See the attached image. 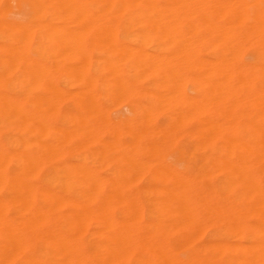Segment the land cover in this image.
<instances>
[{
    "label": "bare ground",
    "instance_id": "obj_1",
    "mask_svg": "<svg viewBox=\"0 0 264 264\" xmlns=\"http://www.w3.org/2000/svg\"><path fill=\"white\" fill-rule=\"evenodd\" d=\"M34 2L36 3L37 8L43 13L42 16H44V18H40L41 20L45 19L49 22L55 20H61V21H69L72 23H81V27H83V24L85 23L94 24L96 26L95 28H99L98 29L99 32L102 31L104 36L99 35V37H104L103 39L107 41V43L105 44L106 46L105 52L107 53V51H109L110 56H107L109 55L107 54L106 55L107 59H105V55L102 56L104 57L103 63H101V67H99V69L95 70V67H93L94 69L89 67L86 60L87 61L90 60L89 63L93 62L94 58L96 57V54L102 53L103 51H101V49L105 48V46L102 48L99 47L97 49L95 48L96 50L94 49L93 53L95 54V56L93 55L92 57L89 56L90 58L89 60L88 58H85V60L83 58L84 60L83 62H85L84 66L83 64L78 65L76 63V65L78 66L77 69H74L73 68L74 66L73 67L71 66L74 63L72 64L69 63L73 69H70L71 67L69 65L65 67V70H69V73L71 74L72 77L74 73L79 74L78 76L75 77L79 78L80 76L79 79L81 80L82 83L81 86L82 90L78 89L79 91L78 90L77 91L78 93H80L81 91L78 106L81 110H84L85 113L82 114L83 115L87 114L88 117L91 115L95 119L97 117L99 120L97 125L95 126L93 125L97 122L96 121L97 119L96 120L94 119V121L96 122L94 123V121H92L93 122L92 127H90L91 125L89 126V124L88 126L85 127V124L83 125L85 120L83 117L79 119L77 122L76 117L74 115L68 116L67 114H64L61 111H59V109L58 110L54 109L55 111H52V109H50L48 107V104L45 102L43 105L41 104L42 108L40 109L38 103V98L40 96L39 95L40 93L38 92L36 93V88H38L37 84L41 86L39 83L41 75L42 76L44 75V77L47 76L45 75L46 73L43 72H41L40 74V70L43 71V69L45 68L44 70L46 72H50L47 71L48 69L46 68L49 67L51 68V66L46 64L49 67H45V65L42 64L44 66V67L42 66L43 69L42 67H39L37 63H39L40 61L36 60L37 61L36 63V61H34L35 58L34 60H32L31 56H29L28 54V50L34 47L33 44H34L35 36L37 35L38 31L41 28L40 24L44 23V21L42 22L40 20L37 23L21 25L20 23L4 21L0 19V34L4 38V42L8 43V45L13 41L19 44V48L14 49L11 46L13 49H9L7 51L6 50L3 51L6 44L5 46H0V83L3 80L4 76L10 75L13 72L18 73L16 78L11 84V92H4L0 89V191L4 192L2 197L0 196V264H73L72 262H74V264H83L82 254L78 253L80 252L81 249L79 251H77V249L75 251L76 247L72 249V242L81 239L80 234L86 232L87 229V216L88 218L91 217L92 219L91 216L92 213H94L93 215H96L95 211L97 210H103L105 216L104 218H102L101 216V218L104 219V221L100 223L102 225L101 227L105 226L103 223L107 221V218L113 220V217L111 215L115 210L120 214L121 218L123 215L125 216L130 215L129 218L127 217L128 219L126 218L124 219L123 217V219L120 220L118 219L117 221L113 220L114 222L108 225L107 223L109 222L105 223L108 228H111L115 231L114 236H111L112 232L109 234L111 237L109 235H106V232H104L105 229L104 230L103 228L99 229L98 227L100 226L99 225L97 226V229L102 230L105 234V235L103 234L102 237L107 236L108 239L106 238L105 241L106 244H108L107 240H109V238H110L109 241H111L112 238L114 237L112 241H114L113 243H115V248L116 247L117 248L116 249L112 248L114 247L112 246V243L109 246L110 247L109 250L113 251L114 254L116 253L117 255L119 251L121 252L123 251V253L127 252L128 248H129L128 250L130 249L137 250L138 248H141V250L140 249L139 250L140 251H142V249L145 250L146 256L154 257V259L161 260V262L159 260L157 261L160 262V264H164L163 261L166 260L165 263L167 264V260L169 259L167 256L169 255H167V251H166L167 249L165 248L166 250H164V247H167L169 241H162L163 239L160 238L161 236L159 237L158 240L159 242L154 241L155 238L151 237V235L154 234L151 235L149 234L152 231L156 233L160 227L161 229H163L164 223L166 221L163 213H165V210L167 209L166 212L167 211L171 212L169 214H171L170 216H173L175 220H179V219L184 220V218L188 217V221H189V222H185V224L182 222H181L182 224L180 222L179 223L175 222V224L178 225H173L172 227L170 226V229L176 226L175 227V231H176V228L178 229L181 227L180 228L181 230L180 229L177 230L179 234V231L183 232L182 225L184 224L183 226L184 231H185V227H188L190 229L188 231V229L186 228L187 231L188 232L192 231V233L194 231L193 233L194 235L191 234V236L192 235L195 236V232L199 233V231H202L200 230L203 227L202 226L203 222H200V218L202 217L201 215L207 213L208 211L205 208V206H203V204L201 206L199 203L202 199H203L202 201L204 202L205 196H208L206 197L207 200L209 199V197L211 200H212L211 197H213V199L217 198V200L223 198L222 202L224 199L226 200L228 199L227 202L230 200V202H228L229 204L226 202V200H224V202H226L227 205L222 203L224 204V205L221 204L222 208H220L221 205L219 204L221 203V201L220 202L218 201L219 202L218 206H220L219 208L215 206L216 201L214 202L215 205L212 204L213 205L212 207L215 206L214 209L216 211L218 209L219 211L223 212V217L225 215L226 218L228 219L226 221H228L231 225L237 222L245 225L244 229L242 228L241 231L243 238L247 241L248 245H246V243L245 244L241 243L239 244L240 245L239 247H236V244L231 243L228 244L227 248L231 250L233 249L232 247L235 246V249L237 248V251L233 249V251L235 252H238V250L243 251L246 248L243 254V255H245V253L247 254V256L246 255L245 257L243 256L244 258L248 257V259L246 260L249 263L247 262L246 264H264V0H34ZM138 21L150 25V29L153 27L154 30H155V26L157 25H162V26L165 25V27L163 26L165 30L170 31V33L171 32L175 33L173 37H175L176 35L180 43V45L179 43H176L178 46H180V49L176 50L175 48V50H173L174 52L178 51L177 56L180 55L179 57L180 62L178 64L177 69L182 68L184 65H190L189 67L192 68L194 72V76H195L194 78L196 84L195 87L198 93L197 98L193 100L192 98L190 100L189 99L185 100L187 101L186 109L183 108L184 110L181 111V114L180 112L178 113L180 114L181 124L179 123V125L177 126L175 125L176 122L173 120L175 124L171 123V125L167 128V130L164 133L162 134L160 132L157 133L160 139H165V138L169 139L172 136L176 137L177 132H179L182 133L184 137L187 138L192 137L195 140L196 158L192 160H195L196 162L195 167L197 171L194 173L193 176H188L187 174L183 175L182 173L180 174V172L178 174V172H175L176 170L175 171L171 170L170 165H167L170 166V169L168 171L165 170V168L163 167H161L162 169H158L156 167L153 168L152 166H150L149 164L151 163L146 161V158L150 154L148 145H145L143 147V150L144 148H146L145 157H141V155L139 154L140 149L142 147L141 142L148 141L154 135V133L151 131L152 129L150 130V126H149V122H150L149 115L151 114L153 109L150 108L147 110L148 113L147 119L143 120L137 117V120L139 118L140 121L138 122L136 120L137 121L136 124L131 123L133 122L131 121L130 123L126 122L131 125L118 126L117 125L118 122L113 123L109 118H107L108 110L105 111L106 113L104 112V110L109 108L111 109V107L106 108L104 110L103 107H101V103L103 102V100H105L104 98L106 97V96L104 97V95L106 94L109 93L117 94V92L119 93L124 92L130 94L133 92L132 78L129 72L125 70L123 67L119 68L118 66L121 65L118 64H117L118 67L117 68L116 61L119 60V57L122 54L123 55L126 54L125 56H127V54L130 55V53H137L139 56L143 55L142 57H145L146 54V52H144L145 47L144 48L142 47L143 49H141V51H135V50L133 51L132 49H130L128 45H126L127 46L126 49L125 47L124 49H122L123 47L121 48L119 44L120 41L118 42L116 25L121 23H131V24L138 23ZM190 23H192V35L191 34L189 35V33H187L188 31L185 32L183 28V25H187ZM65 24L59 23V28L64 30L65 33H67L69 29L67 30L66 28L67 25ZM48 25L42 27L43 32L50 31L51 27L53 26H54L53 29L56 28L55 24L50 26ZM64 25L66 27L65 28L63 27L64 28L63 29L62 26ZM86 26L85 27L87 29L93 27V26L88 27V24ZM79 27L76 28L75 26L76 28V29L74 28L75 31H73L71 27L69 31L70 33L69 34L67 33L69 36H74L73 37L74 40L82 37V34H80L79 36V31L83 32L82 29L85 27L83 28L80 27L81 30H78L80 29ZM86 28L85 31L88 32ZM141 28L142 30L144 29L143 27ZM71 31H73L74 34ZM201 33H203V36H200ZM49 34H51V31ZM49 34H48V41L51 38L52 39L51 43H52L54 41L53 37L55 35L50 37ZM94 34L96 35V33ZM145 34L146 33H144L143 36ZM154 34L156 33L154 32ZM45 35L44 38L47 41ZM90 35L93 36L92 33ZM137 35H139V33H137ZM80 39H78V41H75V43L77 42L78 44L83 40L86 41V37ZM141 39L144 40V38L142 37ZM46 41L44 44H46ZM61 41H62L61 44L63 43L65 44L64 39ZM90 41L92 42L91 39ZM146 41H148V39ZM53 43L51 44L52 48L53 47L60 48V46H58V43H54L56 44L55 46L53 45ZM83 44L86 45L85 43H80L79 45H83ZM247 44H250L254 50H258V49L261 50V53L259 54L258 63L250 64L242 60H234V57L241 55L240 53H242V50L246 47ZM63 46L65 45H62L61 48ZM77 47L79 48V46ZM85 47L86 46H84V48L81 49L82 53L86 52ZM88 48L87 51L89 52ZM202 48L203 49L207 48V50L209 49V51L212 54L211 55L212 59H207L202 56L201 54ZM137 49L140 50L139 47ZM58 50L55 51L53 49V51L55 52H58ZM61 50L62 49H60V53ZM64 50L66 51V48H64ZM76 50L78 51V49H75L74 52H77ZM180 50H181V54H179ZM149 54L150 56L152 55L153 57L154 53L153 54L149 53ZM164 54H166L170 58V56L166 52L163 53V55ZM61 55L63 56V54ZM138 55L135 57H138ZM166 55L163 57L165 58ZM100 57L101 56H99V61H97L98 63L101 62ZM127 58L128 60L130 59L129 56ZM55 59L54 61L50 59L51 63L52 62L55 63L54 66H56V64L58 65L60 61L59 57L57 58L59 59V61L57 60L55 61ZM139 59L141 60V58ZM144 59L145 58H142V63ZM48 60L49 58L47 59V61ZM79 60H81V58ZM149 60L152 61L153 64L154 62H156L153 61V59H149ZM166 60H168L167 57ZM47 61L45 62L47 63ZM62 62L65 61L62 60ZM169 62L171 63V60ZM159 63L161 62L159 61ZM174 64H176V62ZM134 65H135L134 67H136L137 65L139 66V62L138 64H134ZM80 66H81L80 68L81 70L78 68ZM126 66L128 68L129 65L126 63ZM140 66H141L140 68H135V69L132 67L129 68H132L131 70H134L135 73L137 71L136 69H142L143 67L145 68V66L144 65L142 66V64H140ZM162 66L164 67V65ZM58 67L60 68L62 66L58 65ZM146 67L147 68H145V72L147 74L148 73L150 74L148 76H151V72H149L151 71L150 64H148ZM171 67L169 66V70H171L170 69ZM62 69L60 70L63 71ZM55 71L53 73H55ZM142 71L141 70L137 71L139 72L138 76L140 75V72L142 73ZM176 71L174 72L175 74ZM155 73L156 72H154V74ZM168 74L169 73H167L166 75ZM51 77H53L51 79L53 82L54 77H56V75L50 76V78ZM147 77L145 76L144 78ZM163 77L162 80H164ZM64 78L66 77L64 76ZM70 79L71 82H73L72 81L73 79L72 78ZM157 79L159 80V78ZM51 80H49L50 81L49 84L51 83ZM66 80L69 81V78ZM104 80H106V82L102 84V81ZM54 81L56 82V79ZM163 82L164 81H162V83ZM173 82L174 81H170V85L176 83ZM152 84L155 85V83ZM164 84L165 83H163V86ZM170 85L169 86L165 85L167 87V90L168 89L171 90V88L174 86L171 85V88H168L170 87ZM47 87L48 86L46 85V88L44 89L45 90L49 89L47 90L49 93L52 92V94L57 96L58 95L56 94L57 91L60 92L64 86L61 87L60 91L55 86L54 89L52 88L53 86L51 88L49 87L47 88ZM57 87H59V85H57ZM161 88H159L160 90L158 89L160 93L156 90L158 95L160 94V96L161 95L163 96V94H167V92L165 93V91L161 93L162 91ZM175 88L176 85L174 86V88H172L174 89L173 90L174 93L178 91ZM63 90L65 91V89ZM73 91L74 90H72L71 92ZM156 92L155 94H157ZM59 95L63 96L62 98H66L62 94ZM118 95L122 96V94H118ZM152 95H150V98H152ZM69 96H71V94H69ZM73 96H75V94ZM108 96L109 95H107V97ZM131 96L129 95V97ZM172 96L173 95L171 92L170 99L173 98ZM112 97L113 96H111V99L110 96L109 99L106 98L108 99L106 101L109 102V103L107 102L108 105L114 103L113 101H111L113 99ZM47 98L51 100L48 96ZM47 98L44 97L45 99L44 101H46ZM68 98L71 99L70 97ZM156 98L153 95V99L150 100L154 101L156 99L157 102L158 99H166L158 96H156ZM120 99L122 100L124 99V97H121ZM56 101H59V99L57 98ZM164 101L165 100H163V102ZM118 102L120 103L121 101L119 100ZM156 102L155 101L152 102L154 103L153 106L156 104ZM159 102L160 101H158L157 103ZM160 103L159 106L157 105L156 107L158 108L161 107ZM164 103H162L163 107H164ZM116 104H114L113 106H116ZM102 105L106 106V103ZM55 106L57 108V105ZM171 106H175V105H171ZM161 110H163V108ZM81 112L78 113L80 114ZM105 114L107 115L105 116ZM176 117L174 119H176ZM62 119L64 121H67L70 125L69 126L63 125L62 127L56 126L57 127L56 128L54 125V121L55 120L60 121ZM189 122L194 123V127L191 129L188 128ZM101 132H103L105 136L103 137V135L101 134L98 140L100 144L104 143L103 145H106L105 146L107 147L106 155L109 156L108 159L111 157H115V158L117 157V160L113 165V172H111L112 174L114 173V177L112 179L110 178L111 180H107L109 178H107V175L105 176V174L103 175H100V173L98 174L96 169L97 167L94 166L95 164L93 163L91 165L89 159L87 160L85 158L86 161L81 165L80 164L74 165L73 163H70L73 165H68V166H62L61 164L52 165V168L49 172L48 181L43 186H41L39 183H36L34 181V178L38 175L41 166L46 162V160H48V158H50L49 159L50 161L51 158L54 159L55 161L57 157H60L62 153H64L66 150L70 148V145L74 141H77L80 146L81 145L83 146L86 144V142H89L85 140H88L93 135L95 136V134L97 139V134ZM41 136L44 137L45 139L43 144H41L40 142ZM122 136L133 138L135 141V143L133 142L134 145L133 144L129 145V140H128V144L122 143L124 141L122 140L121 142L120 138ZM93 138L94 137H92L90 140H92ZM76 148L78 149L79 147ZM92 149L91 150L88 149L89 150L88 154L90 155L99 154L98 151ZM118 151L120 152L118 153ZM185 155L188 154L186 153ZM102 156L105 155L102 154ZM153 161L154 162L156 161L155 163H157V160H153ZM164 163L165 162L163 163L159 162L158 165L157 164L156 165L158 167L161 164L162 166H165L163 165ZM100 164L102 163L100 162ZM146 172L149 174V177L147 178L146 181L143 180V183L146 182L147 184H153V183L160 184V186L158 185L156 186V187H160V188H156L158 189L157 192L160 193L162 192L163 186H165V188L168 187L169 190L168 191L166 190L167 192L164 191V193L166 192L164 195L163 193H161L163 195L162 196L163 200L164 198H166L171 201H175V205L171 206L169 209L168 206H166L167 208H164L165 204H162L161 206L160 205L161 203H159L162 201V199L160 198L161 199L160 200L158 198L159 199L158 201L157 198L156 200L153 197L156 200V203L157 204L159 203V205L156 206V209L157 207L159 208L161 207L159 210L160 214H158L159 215L158 217L157 215L158 211H157L156 216L153 215L154 213L153 210H149L148 213L152 215V218L155 216L154 217L155 219L156 217L160 219V215H162L164 219L163 217H161L162 218L160 219L161 221L158 219L160 221L158 222L161 226L157 225L154 222V220H153L154 223L150 221L151 224L147 225L149 230H147L145 233H143L144 231L140 233L142 227L145 226H143L142 222H137L140 216L139 218L137 217V219L135 218L136 216L142 214L145 211V209L143 208L144 206L140 205V203L138 204V202L136 201V199H138V197L141 195L142 190H137L135 188V185L139 181V178L137 177L140 174L143 173L145 174ZM101 176L103 177L105 176V178L107 179H104ZM106 184H109L108 188H110L109 186H111V188L105 189L104 185ZM153 189L154 187H152L151 189L144 188L142 195L144 196L145 193L149 195V193H152V191H154ZM153 195L155 196V194ZM206 198L205 201H207ZM93 199H96L98 201L88 204V201L92 202L91 200ZM123 200L128 201L126 202L127 204L125 203L127 205V209H124L123 205L121 206L120 202H122ZM211 200H209V203L207 202L209 205ZM134 201L137 204L134 203ZM156 203L154 201L152 202V204L149 205H151V207H154ZM139 205L141 207H139ZM13 207L16 209V215L14 217H12L13 215L12 216L8 215L9 209ZM211 209L209 208L210 211ZM214 209L212 211H215ZM168 212L166 213V215L168 214ZM97 213L99 214V212ZM170 216L169 219L173 221V219L170 218ZM208 217L210 218V215ZM205 218L204 220H206ZM162 220L164 223L162 222ZM172 221L171 223H173ZM96 224L97 223H95V225ZM204 225L206 224L204 223ZM92 226H94V224ZM220 229L222 228L220 227ZM229 229H231L230 226ZM229 229H227V231H230ZM238 229L239 228H237V230ZM222 230L226 231V229H222ZM222 230L217 229L216 233H218V231L221 232ZM241 231L239 229L240 233ZM138 232L142 234V236L143 234H145L146 236L147 235L146 233H148L150 238H145L143 236L144 238L139 239L138 238L139 234L136 235ZM201 233L202 232H200L197 237H200ZM216 233L214 235H216ZM163 234L165 233L163 232ZM169 234L170 232L168 233V235ZM217 235L216 237L218 238L219 235L218 236ZM180 236L182 235L179 234V237ZM227 236L228 237L226 238H229L228 234ZM182 237L181 239L183 241V238L185 237L187 238V235L183 238ZM194 238L196 237H193L192 239ZM185 239L183 243L188 240V238L186 240ZM197 239L199 238H196V240ZM94 242L96 241L94 240ZM224 243L226 244V242ZM79 244L81 243H78L77 245ZM98 244L97 246L94 244L95 245L94 248L100 247V251H104V252L106 251L109 253V250L107 248L108 246L106 247V244L103 248H102L103 245L100 246L101 244L100 245ZM219 245H223V244L221 243ZM241 245H246V246H241ZM124 246L125 248H122ZM178 247L176 246V248ZM207 247L210 246L208 245ZM241 247L244 249L241 250ZM218 248L219 247H217V249ZM124 249L126 251H124ZM52 250L58 251L59 259H54L53 255L51 254ZM229 250H227V252ZM169 251H171V248ZM106 252L105 254L101 252L100 255L104 254V257L106 256L108 258L109 255H106L107 254ZM173 253L174 252H172V254ZM206 253L204 256H206ZM120 254L122 255V256L120 255L122 259L123 254L122 253ZM138 254L141 253H139L138 251ZM94 256L95 255H93V257ZM106 257L104 258L105 260H107ZM118 257L119 256H117L115 259H117ZM170 257H172L170 258L172 262L173 257L175 258V256H170ZM91 259L93 260V258ZM112 259H108V261L110 262ZM195 260L197 261V259ZM176 261L178 262V259H176ZM115 262L117 263V261ZM115 262H110V263H115ZM202 263L205 262L203 261L201 262V264Z\"/></svg>",
    "mask_w": 264,
    "mask_h": 264
},
{
    "label": "rangeland",
    "instance_id": "obj_2",
    "mask_svg": "<svg viewBox=\"0 0 264 264\" xmlns=\"http://www.w3.org/2000/svg\"><path fill=\"white\" fill-rule=\"evenodd\" d=\"M36 7V8H35ZM42 11H40L38 8H37V5H36V3L34 2V0H0V19H2V20H4V21H11V22H16V23H20L21 25H27V24H31V23H37L38 21H40L41 19L40 18H44V16H42ZM42 22L44 21V23H42V24H40V30L38 31V33H37V35H38V37H37V35L35 36V40H34V44H33V48H31V49H29L28 50V54H29V56H31V59L32 60H34V58H35V60L34 61H36V60H39L38 62L39 63H37V61H36V63L39 65V67H42L43 65H45V67H49V66H51V68L49 67V68H46V69H48L47 71H50V72H46L44 69H43V67H42V69H43V71H41L40 69V74H41V72H43V73H46L45 75H47V76H45L44 77V75L42 76L41 75V77H40V80H39V83H40V85L41 86H39L38 84H37V87L38 88H36V93L38 92V93H40L39 95L41 96H39V98H38V103H39V106H40V109L42 108V105L44 104V102L45 103H47L48 104V107L50 108V109H52V111H55V110H58L59 109V111H61L62 113H64V114H67L68 116L69 115H74L75 117H76V120H77V122H78V120L79 119H81L82 117L86 120H84V123H83V125L85 124V127L86 126H88V124H89V126L90 127H92V124H93V122L92 121H94V117H92L91 115V117L89 116L88 117V115L87 114H85V115H83L82 113H85L84 112V110H81L80 108H79V106H78V103H79V98H80V94H81V91H80V93H78V91L79 90H82L81 89V86H82V83H81V80L79 79L80 78V76H79V78H77V77H75V76H78L79 74H77V73H72L73 74V77L71 76V74L69 73V70H65V67H67V65H69L70 66V64L69 63H74V64H72L71 66L74 68V69H77V66L80 64H83V66H84V64H85V62H83L84 60H85V58H88V60L90 59L89 58V56H91L92 57V55L93 56H95V54L93 53L94 52V49L96 48H99V47H104L105 46V44L107 43V41L106 40H104L103 38L104 37H99V35L100 36H104L103 35V33H102V31L101 32H99V28H95L96 26L94 25V24H90V23H87L88 24V27H90V26H93V27H90V28H86L87 26V24L85 25V24H83V27H85L86 29H87V31L88 32H86L85 31V28H83V27H81V23H72V22H69V21H61V20H55V21H47V20H45V19H43V20H41ZM54 22V23H53ZM48 23H49V25H48ZM59 23H61V24H65V25H67V27L64 25V26H62V28L64 27H66L67 28V30H68V34L70 33L69 31H70V28L72 27V29H73V31H75L74 30V28H75V26H76V28L77 27H81V28H83L82 30H83V32L81 33L80 31H79V36H80V34H82V37H80V38H85L86 37V41H81V42H79L78 44H77V42L75 43V41H78V39H80V38H78V39H76V40H74L73 39V37L74 36H69L67 33H65L64 32V30H62V29H60L59 28ZM53 24H55V26H56V28H54L53 29V27H51V34H49L50 33V31H48V32H43L42 31V27H44V26H46V25H48V26H50V25H53ZM75 24V25H74ZM90 24V25H89ZM125 24V25H124ZM71 25V26H70ZM73 25H74V27H73ZM137 25V26H136ZM140 25V26H139ZM98 26V25H97ZM117 26V37H118V42H119V44H120V47L122 48V49H124V47H125V49L127 48V46L126 45H128L129 47H130V49H132L133 51L135 50V51H141V49H143L144 47V52H146V54H145V57H142V56H139L137 53H130V55L129 54H127V56H125V55H121L120 57H119V60L118 61H116V67H117V64L118 65H121V66H118L119 68H124L125 70H127L128 72H129V74H130V76H131V78H132V86H133V92L132 93H124V92H117V94L115 93H111V94H113V95H111L110 93L109 94H106V95H104V99L105 100H103V102L101 103V107H103V110L104 109H106V108H109V107H111V109L109 108V109H106V110H104V112L105 111H107V114H105V116L107 115V118H109L113 123L115 122V123H117V125L118 126H127V125H131V124H128V123H130L131 121H133V122H131V123H133V124H136L137 123V121L139 122L140 121V119H147V117H148V113H147V110L148 109H153V111L151 112V114L149 115L150 116V122H149V126H150V130L154 133V135L148 140V141H143V142H141V145H142V147H141V149H140V152H139V154L141 155V157H145V155H146V148H144V150H143V147L145 146V145H148L149 147V150H150V154H149V156L146 158V161H148L149 163H151V164H149L150 166H152L153 168L154 167H156V168H158V169H162L161 167H163V168H165V170H169L170 169V166H171V170L173 171H175V172H178V174H179V172H180V174L182 173L183 175H188V176H193L194 175V173L197 171L196 170V167H195V165H196V162H195V160H192V159H195L196 158V152H195V140L191 137V138H187V137H184L183 135H182V133H179V132H177V135H176V137H174V136H172L171 138H169V139H160V137L157 135V133L158 132H160L161 134L162 133H164L166 130H167V128L171 125V123L172 124H175V122H176V124L175 125H179V123L181 124V121H180V114H181V111H183L184 109H186V107H187V101H185V100H190L191 98H192V100L193 99H196L197 98V96H198V93H197V90H196V84H195V76H194V72H193V70H192V68H190L189 66L190 65H184V64H182V65H184L182 68H179V69H177L178 68V64H179V62H180V59H179V57H180V55L179 54H181V50L179 51V56H177V53H178V51H176V52H174L173 50H175V48H176V50L178 49H180V46H178L176 43H179V40H178V38H177V36L175 35V37H173L174 36V34L175 33H173V32H171L170 33V31H167V30H165L164 29V27H165V25H157V26H155V30H154V28L152 27L151 29H150V25H148V24H145V23H143V22H141V21H138V23H121V24H118V25H116ZM152 26V25H151ZM69 27V28H68ZM79 27V28H80ZM141 27H143L144 29L142 30V28ZM59 28V29H58ZM63 28V29H64ZM75 28V29H76ZM81 28L80 29H78V30H81ZM183 28H184V31L185 32H187V33H189V35L191 34L192 35V23H190V24H187V25H183ZM89 29H90V31H89ZM146 29V30H145ZM62 30V31H61ZM98 31V32H96V31ZM150 30V31H149ZM190 30V31H189ZM60 31V32H59ZM66 31V30H65ZM73 31H71V32H73ZM95 31V32H94ZM122 31V32H121ZM143 31V32H142ZM146 31V32H145ZM162 31H163V33H162ZM78 32V31H77ZM86 32V33H85ZM93 34V36H91L90 34L91 33ZM139 33V35H137V33ZM151 32V33H150ZM154 32L157 34V37H156V34H154ZM169 32V33H168ZM53 33V34H52ZM64 33V34H63ZM88 33H89V35H88ZM94 33H96V35L94 34ZM97 33H99V34H97ZM124 33V34H123ZM144 33H146L144 36H143V34ZM166 35H165V34ZM46 34V35H45ZM48 34L50 35V37L51 36H53V35H55L53 38H54V43H58V46H60V48H58V47H51V44L53 43H51V41H52V39L50 38V42L48 41ZM73 34H74V32H73ZM77 34V33H76ZM87 34V35H86ZM43 35V36H42ZM44 35L46 36V39H47V41L45 40V38H44ZM135 37H134V36ZM148 35V36H147ZM172 35V36H171ZM56 36H57V38H56ZM61 36V37H60ZM140 38V41H139V38ZM200 36H203V33H201L200 34ZM78 37V36H77ZM99 37V38H98ZM141 37L142 38H144V40L143 39H141ZM163 37H164V39H165V41H164V39H163ZM42 38H43V40H42ZM62 38V39H61ZM96 38V39H95ZM135 38V39H134ZM172 38V39H171ZM63 40L64 39V42H65V44L63 43V44H61L62 43V41L61 40ZM88 39V40H87ZM90 39L92 40V42L90 41ZM148 39V41H146ZM56 40V41H55ZM81 40V39H80ZM79 40V41H80ZM94 40V41H93ZM97 40V41H96ZM99 40V41H98ZM139 41V42H137V41ZM168 40V41H167ZM45 41H46V44L47 45H49V46H47L46 44H44L45 43ZM74 41V42H73ZM96 41V42H95ZM172 41V42H171ZM176 41H178V42H176ZM15 41H13V42H11V43H9V45H8V43H5L4 42V38L1 36V34H0V46H5V44H6V46L4 47V49H3V51L4 50H9V49H17V48H19V44L18 43H14ZM37 42V43H36ZM98 42V43H97ZM100 42V43H99ZM122 42V43H121ZM53 43V45L55 46L56 44H54ZM60 43V44H59ZM80 43H85L86 45H79ZM96 43V44H95ZM74 44H75V46H74ZM90 44H92V45H90ZM99 44H101V45H99ZM42 45V46H41ZM62 45H65V46H63L62 48H61V46ZM122 45V46H121ZM125 45V46H124ZM131 45H132V47H131ZM159 45V46H158ZM172 45H174V46H172ZM179 45H180V43H179ZM250 44H247L246 45V47L242 50V53H240L241 55H238L237 57H234V60H242V61H244V62H246V63H258L259 62V54L261 53V50H254L253 49V47L250 45ZM13 48H12V47ZM77 46H79V48L77 47ZM81 46V47H80ZM83 46V47H82ZM84 46H86L85 48H86V52L85 53H82L81 52V49L82 48H84ZM98 46V47H97ZM165 46V47H164ZM47 47V48H46ZM51 47V48H50ZM76 47V48H75ZM89 47V48H88ZM128 47V48H129ZM139 47V49L140 50H138L137 48ZM143 47V48H142ZM157 47V48H156ZM178 47V48H177ZM64 48H66V51L64 50ZM69 48V49H68ZM87 48L89 49V52L87 51ZM135 48V49H134ZM53 49L55 50V51H57L58 49V52L60 53V49H62L61 50V53H60V56H59V53L58 52H55V51H53ZM68 49V50H67ZM75 49H78V53L77 52H74L75 51ZM80 49V50H79ZM95 49V50H96ZM105 49H106V46H105V48H102L101 49V51H103L102 53H99V54H96V57L94 58V61L93 62H91V63H89V61H87L86 60V62L88 63V65H89V67H91L92 69H94L93 67H95V70H97V69H99V67H101V63H103V58L104 57H102V56H104L105 55V59H107V57H106V55L107 54H109V55H107V56H110V53H109V51H107V53L105 52ZM171 49V50H170ZM149 51V52H148ZM162 51H163V53H167L169 56H170V58L166 55V54H164L163 55V53H162ZM69 54H68V53ZM81 52V53H80ZM148 52V53H147ZM51 53V54H50ZM55 53H56V55H57V53H58V55L56 56L55 55ZM149 53H154L153 54V57H152V55L150 56V54ZM61 54H63V56H64V58H63V56L61 55ZM64 54H66V55H64ZM134 54V55H133ZM138 55V57H135V56H137ZM158 54V55H157ZM201 54H202V56L203 57H205V58H207V59H212V54H211V52L209 51V49L207 50V48L205 49H203L202 48V51H201ZM80 55H81V57H80ZM132 55V56H131ZM147 55H148V58H147ZM155 55H156V57H157V59H156V57H155ZM166 55V57H167V59L168 60H166V57L164 58L163 56H165ZM47 56H48V58H49V60L50 59H52V61H54V59H55V61L57 60V61H59V59H60V61L62 62V60L63 61H65V62H60L59 61V63L58 62H56V63H58V65H60V66H62V67H58V65L56 64V66H54L55 65V63L54 62H52L51 63V60H50V62H49V60L47 61ZM52 56H54V57H52ZM75 56V57H74ZM77 56V57H76ZM83 56V57H82ZM99 56H101L100 57V61L101 62H97V61H99ZM126 57V59H125V57ZM130 57V59L128 60V58L127 57ZM172 56V57H171ZM59 57V59H57ZM62 57V58H61ZM72 57V58H71ZM79 57V58H78ZM124 57V58H123ZM136 59H135V58ZM149 57H151V58H149ZM257 57H258V59H257ZM77 58V59H76ZM81 58V60H79ZM83 58H84V60H83ZM133 58V59H132ZM139 58H141V60L139 59ZM142 58H145L144 60H143V63H142ZM172 58V59H171ZM237 58V59H236ZM96 59V60H95ZM149 59H153V61H156V62H154V64H153V62L152 61H148ZM179 59V60H178ZM138 60V61H137ZM158 60V61H157ZM171 60V63L169 62ZM43 63H42V62ZM45 61H47V63L45 62ZM79 61V62H78ZM105 61V60H104ZM159 61L161 62V63H159ZM173 61V62H172ZM117 62H120V63H117ZM137 62V63H136ZM138 62H139V66L137 65L136 67H134L135 65L134 64H138ZM148 64H150V69H151V71H149V72H151V76H148V75H150L149 73L147 74L146 72H145V68H147L146 66L148 65ZM176 62V64H174ZM45 63V64H44ZM54 63V64H53ZM66 63V64H65ZM76 63L78 64V65H76ZM126 63L129 65L128 66V68H127V66H126ZM163 63V64H162ZM43 64V65H42ZM49 65V66H47V65ZM53 64V65H52ZM140 64H142V66L144 65L145 66V68L143 67L142 69H136L137 71L139 70H144V71H142V73L140 72V75L138 76V74H139V72H135L134 73V70H131L132 68H140L141 66H140ZM146 64V65H145ZM162 64V65H164V67L161 65V67H160V65ZM132 65V66H131ZM167 65H169L170 67H171V65H172V67L170 68L171 70H169V66H167ZM70 66V67H71ZM76 66V67H75ZM152 66H153V68H152ZM173 66H174V68H173ZM56 67H57V69H56ZM70 68V69H73V68ZM117 67V68H118ZM129 67H132V68H129ZM158 67H160V68H158ZM63 68V69H62ZM79 69L81 68V66L80 67H78ZM60 69H62L63 71H61ZM67 69V68H66ZM155 69V70H154ZM162 69H163V71H162ZM173 69H174V71H173ZM184 69V70H183ZM52 70V71H51ZM56 70V71H55ZM58 70V71H57ZM81 70V69H80ZM153 70H154V72H156L155 74H154V72H153ZM164 70H165V72H164ZM177 70V71H176ZM55 71V73H53ZM176 71V74L174 73ZM181 71V72H180ZM64 72V73H63ZM173 72V73H172ZM42 73V74H43ZM51 73V74H50ZM52 73H53V75H52ZM63 73V74H62ZM167 73H169L168 75H166ZM17 72H13V73H11L10 75H6V76H4V78H3V80L1 81V83H0V89L2 90V91H4V92H11V84H12V82L14 81V79L16 78V76H17ZM68 74V75H67ZM70 74V75H69ZM134 74V75H133ZM162 74V75H161ZM181 74V75H180ZM54 75H56V77H54V80L56 79V82L53 80V82H52V78L53 77H51L50 78V76H54ZM145 75L147 78H144L143 76ZM184 75V76H183ZM64 76L66 77V78H64ZM71 76V77H70ZM164 76V77H163ZM179 76V77H178ZM187 76H188V78H187ZM44 77V78H43ZM49 77V78H48ZM58 77V78H57ZM64 79H63V78ZM74 77H75V80H74ZM134 77H136V78H134ZM143 77V78H142ZM162 77L164 78V80H162ZM168 77H170V78H168ZM46 78V79H45ZM69 78V81H67L66 79H68ZM70 78H72L73 80V82H71V79ZM157 78H159V80L157 79ZM13 79V80H12ZM63 81H62V80ZM46 80H47V82H46ZM49 80H51V83L49 84ZM166 80V81H165ZM162 81H164L163 83H165L164 84V86L165 85H167V86H169L170 85V81H174V82H176L175 84H171L172 86L174 85H176V90H178L176 93H174V89H172V88H174V86L171 88V85H170V87H168V88H171V90H169V91H171L172 92V97L173 98H171L170 99V96H171V92H169L168 90H167V87L165 88L164 86H163V83H162ZM68 82H69V84H68ZM106 82V80H104V81H102V84H104ZM173 82V83H174ZM47 83V84H46ZM56 83V84H55ZM152 83H155V85L157 86V89H156V86L154 85V84H152ZM159 83V84H158ZM162 85H161V84ZM172 83V82H171ZM79 84V85H78ZM169 84V85H168ZM179 84V85H178ZM46 85L49 87V88H51L52 86V88L54 89L55 87L56 88H58L59 89V91L61 90V87H63V89H65V91L63 90H61L60 92H58L57 91V93H56V91H55V93L56 94H58L57 96L56 95H54V94H52V92H48L47 90H49V89H47V90H45L44 88H46ZM57 85H59V87H57ZM152 85V86H151ZM44 86V87H43ZM55 86V87H54ZM153 86H154V88H153ZM181 86V87H180ZM193 86V87H192ZM47 87V88H48ZM79 87V88H78ZM101 87V86H100ZM144 87V88H143ZM161 88V93H163L164 91H165V93L167 92V94H163V96L161 95L160 96V94L158 95V93L156 92V90L160 93V89L159 88ZM76 88V89H75ZM79 89V90H78ZM159 89V90H158ZM45 90V91H44ZM72 90H74L73 92H74V94H75V96H73L74 94H73V92H71ZM78 90V91H77ZM150 90V91H149ZM175 90V91H176ZM40 91V92H39ZM77 91V92H76ZM146 93H145V92ZM157 93V94H155V92ZM48 92V93H47ZM76 92V93H75ZM135 92V93H134ZM150 92V93H149ZM152 92V93H151ZM45 95H43V94ZM79 95H78V94ZM148 93V94H147ZM170 93V94H169ZM197 93V94H196ZM59 94H62V95H64V97H66V98H62L63 96H61V95H59ZM69 94H71V96H69ZM118 94H122V96L121 95H118ZM126 94H127V97H126ZM131 96V97H129V95ZM154 95V97L156 98V96H158V97H162V98H166V99H158V101H160L159 103L161 104L160 106L163 108V110H161L162 108L161 107H156L157 105L159 106V103H157L156 102V99L154 100L155 102H156V104L153 106V104L154 103H152V102H154L153 100H150V99H153V95ZM189 94H190V97H189ZM70 97L71 99H69L68 97ZM107 95H109L110 96V99H111V96H113L112 98L115 100H111V101H113L114 103L113 104H109L108 105V101H106V100H108L109 99V96L107 97ZM124 95V96H123ZM149 95V96H148ZM150 95H152V98H150ZM166 95H167V97H166ZM181 95V96H180ZM47 96L51 99V100H49L48 98H47ZM77 96H78V98H77ZM148 96V97H147ZM37 97H38V94H37ZM44 97L45 98H47V100L46 101H44L45 99H44ZM53 97V98H52ZM74 97V98H73ZM121 97H124V99H120ZM129 97V98H128ZM175 97V98H174ZM57 98L59 99V101H56L57 100ZM106 98H108V99H106ZM41 99H43V100H41ZM54 99V100H53ZM68 99V100H67ZM117 99H118V101L120 100L121 102L119 103L118 101H117ZM138 99V100H137ZM141 99V100H140ZM146 99V100H145ZM147 99H149V100H147ZM184 99V100H183ZM53 100V101H52ZM71 100V101H70ZM73 100H75V101H73ZM136 100V101H135ZM163 100H165L164 102H163ZM172 100H174V101H172ZM191 100V101H192ZM40 101H41V103H40ZM49 101V102H48ZM55 101V102H54ZM73 101V102H72ZM106 101V102H105ZM110 101V100H109ZM110 101V102H111ZM117 101V102H116ZM123 101V102H122ZM139 101V102H138ZM150 101H151V103H150ZM185 101V102H184ZM54 102V103H53ZM58 102V103H57ZM108 102V103H107ZM130 102V103H129ZM136 102V103H135ZM74 103V104H73ZM106 103V106L105 105H102V104H105ZM118 105H117V104ZM162 103H164V107L162 106ZM42 104V105H41ZM52 104V105H51ZM114 104H116V106H113ZM120 104V105H119ZM152 104V105H151ZM169 104V105H168ZM185 104V105H184ZM55 105H57V108H56V106ZM167 105V106H166ZM171 105H175V106H171ZM55 107V108H54ZM152 107H154V108H152ZM174 107V108H173ZM175 107H176V109H175ZM75 108H77V109H75ZM182 108V109H181ZM184 108V109H183ZM55 109V110H54ZM145 110V111H144ZM176 110V111H175ZM64 111V112H63ZM82 111V112H81ZM78 112H81L80 114L78 113ZM163 112V113H162ZM180 112V114H178ZM69 113V114H68ZM106 113V112H105ZM146 114H147V116H146ZM170 114V115H169ZM177 115V117H176V115ZM78 115V116H77ZM132 117H131V116ZM85 116V117H84ZM171 116V117H170ZM216 116V115H215ZM88 117V118H87ZM120 117V118H119ZM129 117V118H128ZM137 117H139L138 118V120H137ZM176 117V119H174ZM118 118V119H117ZM127 118H128V120H127ZM130 118H131V120H130ZM89 119V120H88ZM97 119V120H96ZM96 121H94V123L95 124H93L94 126L95 125H97L98 124V118L96 117ZM122 120V122H121V120ZM135 119V120H134ZM137 120V121H136ZM173 120L175 121V122H173ZM178 120V121H177ZM64 120L62 119V120H60V121H57V120H55L54 121V125H55V127L57 126V127H62L63 125L64 126H69L70 124L67 122V121H64ZM88 121H89V123H88ZM172 121V122H171ZM63 122V123H62ZM92 122V123H91ZM124 122V123H123ZM126 122H128V123H126ZM121 123V124H120ZM126 123V124H125ZM178 123V124H177ZM190 123H192V122H189L188 124V128L189 129H191V128H193L194 127V123H192V124H190ZM166 124V125H165ZM82 125V126H83ZM192 125V126H191ZM153 126V127H152ZM187 126V125H186ZM56 127V128H57ZM159 127V128H158ZM162 129H165V130H162ZM162 131V132H161ZM100 134V135H99ZM101 134L103 135V137L105 136V134L103 133V132H101V133H98L97 134V139H96V134H95V136L93 135L92 137H94L92 140H90L91 138H89L88 140H85V141H89V142H86V144L85 145H79V143L77 142V141H74L71 145H70V148L68 149V150H66L64 153H62L61 155H60V157H57V159L54 161V159H52L51 158V161H54V162H51L49 159L50 158H48V160H46V162L41 166V168H40V171H39V173H38V175L34 178V181L36 182V183H39L41 186H43V185H45L46 184V182L48 181V178H49V172H50V170H51V168H52V165H62V166H68V165H81V164H83L85 161H86V159L88 160L89 159V162H90V164L92 165L93 163L95 164L94 166L95 167H97L96 169H97V172H98V174L100 173V175H103V174H105V176L107 175V178H109V179H107V178H105V176L103 177V176H101L102 178H104V179H107V180H111L113 177H114V173L112 174L111 172H113V165L115 164V162H116V160H117V157L115 158V157H111V158H109L108 159V157L109 156H107L106 155V149H107V147H105L106 145H103L104 143H102V144H100V142H99V140H98V138H100V136H101ZM99 135V136H98ZM125 137V138H124ZM122 136L120 139H121V142H122V140H124L122 143H126V144H128V140H129V145H132L133 144V142L135 143V141H134V139L133 138H131V137H127V136ZM43 138V139H42ZM131 138V139H130ZM174 138V139H173ZM41 141V144H43L44 143V141H45V139H44V137H42L41 136V139H40ZM43 140V141H42ZM95 141V142H94ZM163 141H164V143H163ZM174 141V142H173ZM92 142V143H91ZM131 142V143H130ZM166 142V143H165ZM194 143V144H193ZM74 144V145H73ZM94 144V145H93ZM98 144H100V145H98ZM90 145V146H89ZM134 145V144H133ZM161 145V146H160ZM86 146H88V147H86ZM76 147H79L78 149L80 150H78ZM85 147V148H84ZM93 149H92V148ZM105 147V148H104ZM83 148V149H82ZM187 148V149H186ZM71 149V150H70ZM96 150V151H98V155H90V154H88V152H89V150ZM176 149V150H175ZM87 150V151H86ZM101 152H100V151ZM104 150V151H103ZM103 151V152H102ZM187 151V152H186ZM120 151H118V153H119ZM103 155H105V156H102V154ZM188 154V155H185V154ZM65 154H67V155H65ZM66 156V157H65ZM84 157V158H83ZM89 157V158H88ZM97 157V158H96ZM100 157H103V158H100ZM64 158V159H63ZM86 158V159H85ZM91 158V159H90ZM112 158H115V159H112ZM93 159V160H92ZM101 159V160H100ZM107 159V160H106ZM113 161H112V160ZM191 159V160H190ZM92 160V161H91ZM105 160V161H104ZM115 160V161H114ZM153 160H157V163H155ZM48 161H49V164H48ZM62 161H63V163H62ZM160 163H163V162H165L163 165H165V166H162V164L158 167L157 165H158V163L159 162ZM68 162V163H67ZM75 162V163H74ZM100 162L103 164H100ZM104 162V163H103ZM47 163V164H46ZM70 163H73V164H70ZM153 163V164H152ZM108 164V165H107ZM157 164V165H156ZM107 165V166H106ZM167 165H170V166H167ZM101 167H102V169H101ZM186 170V171H185ZM194 170V171H193ZM190 171V172H189ZM189 174H188V173ZM193 172V173H192ZM111 173V174H110ZM141 175V176H140ZM137 178H139V181H138V183L135 185V188L137 189V190H142V193H141V195L138 197V199H136V201L138 202V204L140 203V205H142V206H144L143 208L145 209V211L142 213V214H140V215H138V216H136V218L135 219H137V217L139 218V216H140V218H139V220H137V222H142L143 223V226H145V227H142V229L139 231L140 233H142L143 231V233H145L147 230H149L148 229V227H147V225L148 224H151L150 223V221H152V223H156L157 225H160L159 224V222L161 221L160 219H162L161 217H163L162 215H160V219L158 218L159 217V215L158 214H160L159 213V210H160V208L159 207H157V209H156V206L157 205H159V203H161L160 205L162 206V204H165L164 205V208H167L166 206H168V209L171 207V206H173V205H175V201H171V200H169V199H166V198H164V200H163V195L169 190L168 189V187H166L165 188V186H163V189H162V192L161 193H163V195L160 193V192H157V190L158 189H156V188H160V187H156L157 185L158 186H160V184H155V183H153V184H147L146 182L145 183H143V180L144 181H146L147 180V178L149 177V174L146 172L145 174L143 173V174H140ZM180 176H182V175H180ZM182 177H184V176H182ZM185 177H187V176H185ZM111 178V179H110ZM45 181V182H44ZM140 184V185H139ZM108 185L109 184H106V185H104V188L105 189H110L111 188V186H109L110 188H108ZM147 186V187H146ZM152 187H154V191H152V190H150V191H152V193H149V195H147L146 193L144 194V196L142 195L143 194V189L144 188H146V189H151ZM200 187H202V186H200ZM56 189V188H55ZM155 189H156V192H155ZM167 190V191H166ZM164 191H166L165 193H164ZM141 192V191H140ZM148 193V192H147ZM4 194V192L3 191H0V196L2 197V195ZM153 194H155V196L153 195ZM161 194V195H160ZM147 195V196H146ZM150 195H152V196H150ZM143 196V197H142ZM156 199H162V201L161 202H159L158 204L156 203V200L154 199V198ZM206 197H208V196H205L204 197V202L201 200L199 203H200V205L202 206V204H203V206H205V208L208 210L207 211V213H205V214H203V215H201L202 217L200 218V222H203L202 223V228L200 229V230H202V231H199V233L200 232H202L200 235V237H197L198 235H199V233L198 232H195V236H193L194 234V231H193V233H192V231H190V232H188L189 231V229L190 228H188V227H185V231H184V224H185V222H189L188 221V217L187 218H184V220L183 219H179V220H175V218H173V216H170L171 214H169V213H171V212H168V214L167 215H169L170 216V218H172L173 219V221L171 220V219H169V216H167L166 215V210H165V213H163L164 214V216H165V223L163 222V220H162V222L164 223V227H163V229H161V227L158 229V231L156 232V233H154L153 231L149 234V235H151V234H154V235H151V237L152 238H155V239H157V240H155L154 239V241H158L159 240V237L161 238V239H163L162 241H169V243L167 244V247H164V250H166L167 251V255H169V256H167L169 259L167 260V264H184V262H185V264H201V262H205V263H207V264H212V262H213V264H246L248 261L246 260V259H248V257H246V258H244L245 257V255L247 256V254L245 253V255H243L244 254V250H246V248L244 249V248H242L241 247V250L242 249H244L243 251H240V250H238V252H235V251H233V249L234 250H236L237 251V248L235 249V246H233L232 248L233 249H231V250H229V248H227L228 247V244H236V247H239L240 245L239 244H241V243H243V244H245L246 243V245H248V243H247V241L243 238V235H242V228L244 229V227H245V225L244 224H241V223H235V224H233V225H231L228 221H226V220H228L227 218H226V216L224 215V217H223V212H221V211H219L218 209H217V211L214 209L215 208V206H217V208H219L220 206H218L219 204L221 205L222 203H224L225 205H227L226 204V202H227V200L226 199H224V200H226V202H224V200H223V202H222V199H219V200H217V198L215 199H213V197H211L212 198V200L210 199V197H209V199L207 200V198ZM205 198H206V200L207 201H205ZM152 199H154V200H152ZM159 199H158V201H159ZM160 199V200H161ZM144 200V201H143ZM145 200H146V202H145ZM209 200H211V202H210V205L208 204L209 203ZM92 202H89L88 201V204H91V203H94V202H97L98 200H96V199H93V200H91ZM155 201V203H156V205L154 206V207H151V205H149V204H152V202H154ZM157 201V202H158ZM216 201V202H215ZM221 201V203H219V202ZM126 202H128V201H122V202H120L121 203V206L123 205V207H124V209H127V203ZM203 202V203H202ZM208 202V203H207ZM213 202V203H212ZM216 203V205H215V203ZM228 202H230V200L228 201ZM227 202V203H228ZM126 203V204H125ZM134 203H136L135 201H134ZM142 203V204H141ZM145 203V204H144ZM206 203V204H205ZM219 203V204H218ZM137 204V203H136ZM147 204H148V206H150V207H148L147 206ZM205 204V205H204ZM212 204H214L215 206L214 207H212L213 205ZM224 204H222V205H224ZM229 204V203H228ZM139 205V207H141ZM207 205V206H206ZM222 205H221V207L220 208H222ZM126 206V207H125ZM137 206V205H136ZM146 207V208H145ZM211 207H212V209H211ZM224 207V206H223ZM14 208V207H13ZM10 208L9 209V211H8V215L9 216H12V217H14L15 215H16V209L14 208ZM209 208L211 209V211L209 210ZM13 209V210H12ZM155 209H156V211H155ZM215 210V211H212V210ZM90 210V209H89ZM149 210H153L154 211V213H153V215H155L156 216V212H157V215H158V217H156V219L153 217L152 218V215H150L148 212H149ZM162 210H163V208H162ZM91 212V211H90ZM96 212V215H93L94 213H92V215H91V213H90V215L92 216V219H91V217L90 218H88V216H87V229H86V232H83V234L81 233L80 235H81V239L80 240H78V241H74V242H72V249L74 248V247H76L75 248V251H76V249H77V251H79L80 249V252H78V253H81L82 254V257H83V264H93V263H96V264H101V263H103V262H105V263H103V264H160V262H161V260H159V259H154V257H150V256H146V254H145V250H143L142 249V251H140L141 250V248H138L137 250L136 249H130V250H128L127 249V252H129V253H127V252H124L123 253V251L121 252V251H119L120 253H122L123 254V257H122V259H121V254L118 252V251H116V252H118L117 253V255H116V253L114 254V252L113 251H111V250H109V246L111 245V243H112V246H114V247H112V248H115V243H113L114 241H112L113 239H114V237L112 238V242L111 241H109L110 240V238H109V240H107V242H108V244H106V238H107V236H104V237H102L103 236V234H104V232H106V235H109L111 232H112V234H111V236H114V233H115V231L113 230V229H111V228H108L107 226H106V224L105 223H107V222H109V223H107V225L108 224H110V223H113L114 221H117L118 219L120 220V219H123V217H124V219L126 218V219H128L129 218V216L130 215H123L122 216V218L120 217V214L115 210L114 212H113V214L111 215L112 217H113V220H111V219H108L107 218V221L106 222H104L103 224L105 225L104 227H101L102 225L100 224V223H102L103 221H104V219H102V218H104L105 216H104V212H103V210H97V211H95ZM97 212H99V214L97 213ZM160 212H162V211H160ZM164 212V211H163ZM88 215V214H87ZM89 215V216H90ZM100 217H99V216ZM149 215V216H148ZM210 215V218L208 217ZM101 216H102V218H101ZM221 218H223V219H221ZM96 217V218H95ZM128 217V218H127ZM167 217V218H166ZM212 217H214V218H212ZM95 218V219H94ZM98 218V219H97ZM148 218V219H147ZM150 218H151V220H150ZM198 218H199V216H198ZM204 218L207 220V222H206V220H204ZM207 218H209V219H207ZM219 218V219H218ZM116 219V220H115ZM134 219V220H135ZM160 221H159V220ZM163 219H164V217H163ZM169 219V220H168ZM97 222H96V221ZM99 220V221H98ZM153 220H154V222H153ZM173 222V223H171V221ZM197 220H199V219H197ZM211 220H212V222H211ZM136 221V220H135ZM149 221V222H148ZM159 221V222H158ZM210 221V222H209ZM223 223H222V222ZM89 222V223H88ZM98 222H99V224H98ZM145 222V223H144ZM175 222H182V223H184L183 225H182V230H183V232L181 231H179V234H181L183 237H185L186 235H187V238H188V240L187 241H185L184 243H183V241H184V239L186 238H183L182 236H180L179 237V234H178V229H180V228H176V231H175V227L176 226H174L173 228H171L170 229V226L172 227L173 225H178V224H175ZM215 222V223H214ZM95 223H97L96 225H95ZM181 223V224H182ZM204 223L206 224V225H204ZM208 223V224H207ZM211 223H213V224H211ZM218 223V224H217ZM221 223V224H220ZM91 224V225H90ZM94 224V226H92ZM211 225V227H210V225ZM227 224H229V225H227ZM100 226V227H98L99 229L100 228H103V230H104V232L102 231V230H99V229H97V226ZM161 226V225H160ZM186 226V225H185ZM212 226H213V228H212ZM228 228H227V227ZM229 226L231 227V229H229ZM107 227V228H106ZM146 227H147V229H146ZM220 227L222 228V229H226V231H227V229H229L230 231H227V233H226V231H223L222 229H220ZM96 228V229H95ZM188 229V231H187V229ZM237 228H239L240 229V231H241V233L239 232V229L237 230ZM168 229V230H167ZM217 229L218 230H222L223 231V233H222V231L221 232H219L218 231V233H216L217 232ZM233 229V230H232ZM89 232H88V231ZM92 230H98V231H92ZM165 230V231H164ZM174 230V231H173ZM181 230V229H180ZM103 232V233H102ZM137 233L136 235H138V236H136V237H138L139 239H142V238H150L149 237V235H148V233H146L147 235L145 236V234H143V236H142V234H140V233ZM150 232V231H149ZM163 232L165 233V234H163ZM170 232V234L168 235V233ZM185 232V233H184ZM229 232V233H228ZM99 233V234H98ZM171 233H172V236H171ZM187 233V234H186ZM198 233V234H197ZM216 233V235L218 234L219 235V237L217 238L216 237V235H214ZM91 234H92V236H94V235H96V236H98V237H96V236H94V237H92L91 236ZM101 234V235H100ZM178 234V235H177ZM186 234V235H185ZM188 234H189V236H188ZM191 234H193L192 236H191ZM227 234L229 235V238H226V237H228L227 236ZM105 235V234H104ZM165 235V236H164ZM217 235V236H218ZM222 235H223V237H222ZM110 236V235H109ZM110 236V237H111ZM142 236V237H141ZM148 236V237H147ZM171 236V237H170ZM225 236V237H224ZM231 236V237H230ZM233 236V237H232ZM92 237V238H91ZM141 237V238H140ZM168 237V238H167ZM176 237V238H175ZM181 237L183 238V241H182V239H181ZM193 237H196V238H199V239H197L196 240V238H194V239H192ZM241 237V238H240ZM98 238V239H97ZM103 238V239H102ZM165 238V239H164ZM173 238V239H172ZM186 238V239H187ZM108 239V238H107ZM180 239V240H179ZM185 239V240H186ZM86 240V241H85ZM88 240H89V242H88ZM94 240L97 242H94ZM153 240V239H152ZM191 240H193V241H191ZM222 240V241H221ZM233 240V241H232ZM189 241V242H188ZM200 241V242H199ZM208 241H209V243H208ZM217 243H219V244H223V245H227L226 247L225 246H223V245H219L218 243L216 244L215 242ZM226 242V244L224 243V242ZM77 242V243H76ZM90 242H92V243H90ZM159 242V241H158ZM171 242V243H170ZM191 242V243H190ZM194 242V243H193ZM202 242V243H201ZM212 242V243H211ZM237 242H238V244H237ZM78 243H81V244H79V245H77ZM99 243V244H98ZM178 243V244H177ZM182 243V244H181ZM193 243V244H192ZM205 243H207V244H205ZM73 244H74V246H73ZM97 246V244L98 245H100V246H102V248L105 246V244H106V247L108 248V250H109V253L108 252H106L107 254L106 255H109V257H111V258H107L106 256V258H107V260H105L104 258V254H105V252L104 251H100V247L99 248H97V247H95L94 248V246L95 245ZM195 244V245H194ZM90 247H89V246ZM174 245V246H173ZM210 246V247H207V246ZM214 245H215V248H214ZM246 245H241V246H246ZM176 246L178 247V248H176ZM219 247L218 249H217V247ZM222 246V247H221ZM162 247V246H161ZM182 247V248H181ZM195 247V248H194ZM117 248V247H116ZM115 248V249H116ZM122 248H125V246L124 247H122ZM121 248V249H122ZM166 248V249H165ZM170 248H171V251H169L170 250ZM231 248V247H230ZM89 249V250H88ZM140 249V250H139ZM93 250V251H92ZM98 250V251H97ZM106 250V249H105ZM107 250V251H108ZM118 250V249H117ZM120 250V249H119ZM198 250V251H197ZM218 252H217V251ZM222 250H223V252H222ZM227 250H229L228 252H227ZM72 251H74V250H72ZM115 251V250H114ZM124 251H126L125 249H124ZM133 251H135V252H133ZM138 251H139V253H141V254H138ZM170 252V254H169V252ZM83 252V253H82ZM84 252H86V253H84ZM96 252V253H95ZM98 252V253H97ZM101 252H103L104 254L103 255H100V253ZM172 252H174L173 254H172ZM196 252V253H195ZM199 252V253H198ZM204 252V253H203ZM206 252H208V253H206ZM246 252V251H245ZM91 253V254H90ZM94 253V254H93ZM128 255H127V254ZM205 253H206V256H204L205 255ZM242 253V254H241ZM51 254L53 255V257H54V259H59V254H58V251L57 250H52L51 251ZM88 254H90V255H88ZM112 254H114V255H112ZM175 254V255H174ZM201 254V255H200ZM58 255V256H57ZM93 255H95L94 257H93ZM112 255V256H111ZM115 255H116V257L117 256H119L117 259H115L116 257H115ZM121 255V256H120ZM140 255H141V257H140ZM144 255V256H143ZM177 255V256H176ZM214 255V256H213ZM236 255V256H235ZM170 256H175V258L176 257H178V258H176V259H178V262L176 261V259L173 257V260H172V262H171V259L170 258H172V257H170ZM184 258H183V257ZM233 256H235V257H233ZM244 256V257H243ZM115 257V258H114ZM203 257V258H202ZM208 257V258H207ZM91 258H93V260L91 259ZM101 258V259H100ZM113 258V259H112ZM182 258V259H181ZM187 258V259H186ZM236 258V259H235ZM108 259H112L110 262H115V261H117V263L115 262V263H110L109 261H108ZM125 259V260H124ZM180 259V260H179ZM184 259V260H183ZM195 259H197V261L195 260ZM204 259V260H203ZM244 259V260H243ZM64 260V259H63ZM91 260V261H90ZM105 260V261H104ZM132 260V261H131ZM137 260V261H136ZM144 262H143V261ZM160 261V262H157V261ZM182 260V261H181ZM230 260V261H229ZM109 263H108V262ZM166 261V260H165ZM165 261H163V263L164 264H166L165 263ZM180 261V262H179ZM208 261H210V262H208ZM237 261H239V262H237ZM91 262V263H90ZM157 262V263H156ZM226 262V263H225ZM232 262V263H231ZM73 264H74V262H72ZM205 263H202V264H205ZM249 263V262H248Z\"/></svg>",
    "mask_w": 264,
    "mask_h": 264
}]
</instances>
